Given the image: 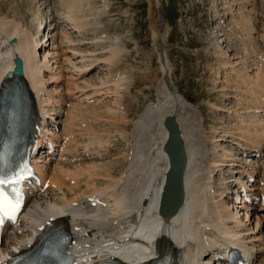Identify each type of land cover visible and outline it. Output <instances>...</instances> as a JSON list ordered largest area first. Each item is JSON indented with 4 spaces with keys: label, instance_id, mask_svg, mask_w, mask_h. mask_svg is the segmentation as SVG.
<instances>
[{
    "label": "bare ground",
    "instance_id": "6f19581e",
    "mask_svg": "<svg viewBox=\"0 0 264 264\" xmlns=\"http://www.w3.org/2000/svg\"><path fill=\"white\" fill-rule=\"evenodd\" d=\"M72 1H70L72 4L80 3ZM149 1L155 49L161 68L166 73L164 84L166 92L160 100L150 103L142 112L139 121L134 124L140 131L148 127L146 133L151 131L155 122L158 124L161 139L158 137V140H155L158 142H154L157 144L155 149L152 148L154 155L151 149L147 148L149 141L144 140V135L150 138V133L147 135L141 132L144 134L142 138H138L137 134L136 142H133V145L134 143L137 145L131 148L127 144L128 148L116 158L108 159L113 148L108 141L110 139L105 140V134L94 131V127L102 122H108V119L112 121L117 118L119 122L121 120H124L123 123L126 122L127 117L122 114L126 107L119 100L117 88L114 90L115 99L110 104L99 106L98 111L93 114L84 112L88 106H84L83 103L94 100L92 98H96L95 93L97 90L100 92V89L94 88L92 93L89 91L90 84L87 86L84 82L83 85L78 80L93 73L92 65L95 62H103L105 66L110 67L120 62L121 53L125 49L119 44L114 48L111 45L112 49L109 52L113 51L115 55L105 60L96 57L97 60L92 57L93 54H89L87 58L86 51L80 49L81 43L73 44L75 42L73 38L88 35L85 29L88 25L77 16L79 14L75 15L77 12L73 5H70L63 14L65 25L69 26L68 28L61 26L60 35L58 32L55 33L56 20L37 18L34 34L21 22L0 17V96L4 79L7 77L9 82L14 79L16 58L23 59L25 68L23 81L35 107V124L38 121L39 125L42 119L43 125L46 123L51 125L50 128L44 127L46 139L57 142L63 155L56 162L38 164L37 169L41 172L43 180L48 183V188L30 199L33 203L42 204L40 205L42 211H39L43 213L37 216L39 215L36 214L37 210L28 212L29 207L26 209L29 217L23 216V223L20 226L22 234L19 230L6 231L0 251L2 255L17 257L28 252L39 241L37 238L30 249H22L32 242L34 233L38 232L39 235L44 232L51 233L52 228L58 225L65 230L68 227L71 229L76 242L71 250L78 249L82 253L94 248L105 251L111 247L105 246L106 243H115L125 247L142 245L150 254H154L152 257H159L161 249L168 246L174 264H221L217 262V256L222 254L223 249L238 248L248 253V258H252L254 264H264V203L244 205L238 196L229 195L233 190L231 184L245 179L242 175L254 176L255 180L260 175L258 189L254 191L258 190L264 198V163H259L257 159V155L260 160L264 159V0L259 1L263 10L259 9L257 0H208L212 4L214 16L219 17L220 25L224 24L223 19L235 24L236 28L234 29L232 25L231 30L235 31L232 33L236 35L243 49L242 56L232 57L224 55L226 52L220 56L216 49L218 54L216 58L219 62L215 68H222L226 74L221 82L222 88H219L222 90L218 93L226 98L224 100L228 105L221 109L212 104L211 108H217L215 111L218 113L220 111L227 113L229 121L233 120V123L231 127L221 128L220 131L213 129L211 134L204 130L203 122L194 114L196 109H193L188 98L170 89L171 85L167 78L171 68L168 54L165 52L169 24L165 20L163 0ZM220 1L222 2L218 4ZM83 10L85 9L79 11ZM83 14L80 15L84 16ZM69 27L77 34L76 36L73 37V33L67 31ZM41 33L43 36H38ZM99 37L100 35L93 39L97 38L99 41ZM64 43H68L69 45H66L72 48L69 53L73 59L80 58L81 61L74 62L72 57L67 56L68 51L61 52ZM254 46H259V53L253 54ZM251 52L254 55L253 62L255 60L259 62L258 68L255 65V68L248 66L249 58H246V54ZM61 57L65 58V63L68 61L73 67L69 72L66 71L67 74L65 71L62 73L63 66L60 70L53 67ZM110 70L113 77L115 70L112 72V69L108 68V71ZM47 74L50 75L49 78ZM116 74L117 78L113 79L119 84V88L130 81L122 71ZM107 77L111 78L110 75ZM110 82L111 80L107 79L102 85ZM48 85L54 89H50ZM72 88L74 92H69ZM56 92L58 98L55 96ZM75 92L81 95L70 101ZM105 95L109 98L108 92H105ZM66 103H70L68 107L66 106L67 109L63 107ZM22 105L31 108L29 101L22 102ZM122 106L125 108L122 109ZM241 106H245L244 114H241L240 108L238 109ZM167 116H175L185 151L180 181V193L184 201L178 219L162 220L157 218L156 210L159 201L161 203L170 169L169 158L164 149L168 136L164 126V119ZM33 118L34 114L31 111L29 122H32ZM124 133L125 131L121 133L123 139L126 136ZM76 135L86 136L87 143L82 153L73 149L77 143ZM44 139L45 137L41 138ZM223 142H228L231 149L223 147ZM15 154L16 152L7 151L10 159ZM86 156H92L93 161L80 162ZM120 165H124L125 169L120 175L118 173L119 176L113 175L115 167ZM218 176L219 185L216 181ZM93 196L96 197L92 204L88 200ZM98 199H102L104 204H98ZM32 210L33 208L29 211ZM155 219L158 220L149 228L143 225L144 222ZM50 223L52 226H47ZM162 227L164 228L159 230ZM150 231L153 235H149ZM156 237V242L151 243ZM18 249H22L20 253H16ZM136 261L137 258H132V261L123 264H141L140 261Z\"/></svg>",
    "mask_w": 264,
    "mask_h": 264
},
{
    "label": "rangeland",
    "instance_id": "374dc122",
    "mask_svg": "<svg viewBox=\"0 0 264 264\" xmlns=\"http://www.w3.org/2000/svg\"><path fill=\"white\" fill-rule=\"evenodd\" d=\"M70 1L72 0H0V17L15 19L21 22L27 30L30 29L29 31L34 34H36L35 24L37 18L39 19L41 17L42 19L56 20L54 24L57 25V31L60 30L58 23L64 19L63 14L68 10L70 5H73L77 12L75 15L79 14L77 16H80L79 18L84 20L86 25H88L87 28H85L87 29L86 34L88 35L73 38V40H75L73 44L78 45L81 43L80 49L84 52L86 51L87 58H89V54H93L95 56L92 55L93 58L98 57L105 60L110 56L115 55L113 51H111L113 54L109 52V50L112 49L111 45L114 48V46H118L117 44H119L122 49H125L121 53L120 62L113 64V66H111L112 68L110 66H105L106 64L103 62H95L92 65L93 73L78 80L81 84L84 82L87 86L90 84L91 88H89V91L92 93L94 88L96 90L97 88L100 89V92L97 90L95 93L96 98L94 99V102L83 103L84 106H88L84 109V112L85 114H93L95 111H98L99 106L110 104L113 99H115L114 90L117 88V93L120 98L119 100L122 101V105L124 104L126 107L122 106V109H126L123 110L124 112H122V114L127 117L126 122L128 121L127 123L129 124L126 122L123 123L124 120L119 122V120L115 118L112 119V121L108 119V122H102L94 127V131L97 130L96 132L105 134V140H108V138L110 139L108 141L113 148L111 154L108 155V159L116 158L118 154L128 148L127 144H129L131 148L134 145H137L135 143L133 145V142H136L135 140L137 137L135 136H137V134L138 138H142L144 134L148 135L150 133V138L149 136L146 137L144 135V140L146 139L145 142L149 141L147 143V148H150L154 155L155 152H153L154 150L152 151V148L155 149V146L157 145L155 143L158 142L155 140H158V137L161 139V134L158 132V124L155 122L156 124H153V128L150 132L147 131L148 133L145 132V130L149 129L148 127L140 131L135 125L136 122L139 121L138 119L141 118L143 114L142 112L145 111L146 107L150 103H155L160 100L166 92L164 88V84L166 83V73L161 68L162 65L155 49V40L151 30L150 1L75 0L76 2H82L81 5L80 3L75 4V2H73L74 0L72 1L74 4ZM259 1L260 0H257L256 2L261 6L262 4H260ZM221 2L222 1L218 4ZM66 3H69V5ZM210 3L211 2L208 0H163L165 20L169 24V38L165 44V52L168 54L169 66L171 68V73L167 78L171 85L170 89L177 91L185 98H188L187 100L194 107L193 109L197 110H194V114L203 122L204 130L209 134H211L210 132H212L213 129L220 131L221 128H226L227 126L231 127L233 123V120L232 122L231 120L229 121V115L227 113H222L221 111L218 113V111H215L218 107L223 109V107L228 105L224 100L226 98H223L222 94L218 93L219 90H222L219 88H222L221 82L226 74L222 68H215L218 66L219 62L216 58L218 57L216 49L219 51L220 56L225 52L224 55L231 57L242 56L243 54L241 53L243 49L236 39V35L232 33L234 30H231L232 25L234 29L236 28L235 24H231L228 20L223 19L224 24L220 25L218 20L219 17L214 16L213 7H211L212 4ZM78 5L81 7L78 8ZM260 6L259 9L263 10V7ZM77 9L81 11L82 9L85 10L81 12L79 10L77 11ZM82 13H84L83 15L85 16V19L84 16L80 15ZM42 33L38 36L42 37ZM76 35V33H73L72 36L74 37ZM99 35L100 43L97 38L93 39ZM66 44L68 43H64L61 47L63 50H60L61 52L64 50L68 51L67 56L72 57L69 53L72 48H69V44ZM261 44V46H263V43ZM67 47L69 49H67ZM102 47L104 48L102 49ZM254 47L253 54L256 52L259 53V46ZM42 54L43 53H41V55ZM253 54L252 52L251 54H246V58H249L250 61H248V66H252L253 68L256 66L258 68L259 62H256V60L254 61L255 63L253 62ZM61 58L57 64L53 65V67H57L58 70H60L63 66L62 73L65 71L64 73L67 74L66 71L69 72L73 67L68 61H66V63L64 62L65 58ZM98 58L96 59L98 60ZM76 60L78 62L81 61L80 58L73 59L74 62ZM239 60H241V57ZM235 62H237L236 59ZM108 68L112 69V72L115 70L113 75L114 79L117 78L115 77V75H117L116 72L122 71L123 74L125 73V77L130 81L125 85H120L119 88V84L115 83L111 75V70L108 71ZM254 72L252 73L254 74ZM107 75H110L111 78H106ZM227 76L230 77V75ZM49 77L50 75L47 74V78ZM86 79L88 80L86 81ZM107 79L111 80V82L102 85L103 81ZM48 87L50 89L53 88L49 85ZM126 88H129V90ZM69 92H74V88L69 90ZM105 92H108L109 98L105 95ZM80 95L78 92H75V95L70 101H74L75 98ZM55 96L58 98L57 92ZM232 101L235 103L234 100ZM69 104L66 103L63 107H68ZM212 104H215V106L218 107L211 108V106H213ZM239 108L241 114H244L245 106L238 107V109ZM123 131H125L124 135L127 136H125L126 138L124 137V139L121 136ZM141 132L145 133L141 134ZM81 137L83 136H78L77 143L73 147L76 151L80 150V153L84 151L87 143L86 136H84L85 138L83 137V139H81ZM230 140L227 141L230 142ZM228 142H223L222 146L227 149L229 148L230 150L231 147ZM91 161L93 160H86L88 163ZM259 163H264V159ZM124 167V165L115 167L113 175L119 176L122 173V170L125 169ZM216 181L217 185H219L220 176L217 177ZM34 203L31 202V204L28 205L29 210L31 208H33V210L27 211L35 212V210H37L38 212H36V214H39L37 216H41L43 212H41L40 205L42 204L39 202Z\"/></svg>",
    "mask_w": 264,
    "mask_h": 264
},
{
    "label": "water",
    "instance_id": "95a60500",
    "mask_svg": "<svg viewBox=\"0 0 264 264\" xmlns=\"http://www.w3.org/2000/svg\"><path fill=\"white\" fill-rule=\"evenodd\" d=\"M17 68L15 70L16 75L23 74V62L21 59L16 60ZM165 126L169 131V138L165 145V150L170 157L171 170L168 174V187H166V192L168 193L176 182L180 186L181 174L185 162V151L180 137V131L178 123L174 116H168L165 120ZM174 178L176 179L174 181ZM179 188V187H178Z\"/></svg>",
    "mask_w": 264,
    "mask_h": 264
},
{
    "label": "snow or ice",
    "instance_id": "6c2138e0",
    "mask_svg": "<svg viewBox=\"0 0 264 264\" xmlns=\"http://www.w3.org/2000/svg\"><path fill=\"white\" fill-rule=\"evenodd\" d=\"M23 177L14 179L0 178V220L4 217L14 218L17 209L19 208V201L13 202L8 195L3 191V186L9 183L19 184Z\"/></svg>",
    "mask_w": 264,
    "mask_h": 264
}]
</instances>
